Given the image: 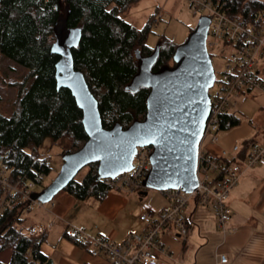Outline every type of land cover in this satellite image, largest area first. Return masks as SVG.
Returning a JSON list of instances; mask_svg holds the SVG:
<instances>
[{
  "label": "trees",
  "instance_id": "obj_1",
  "mask_svg": "<svg viewBox=\"0 0 264 264\" xmlns=\"http://www.w3.org/2000/svg\"><path fill=\"white\" fill-rule=\"evenodd\" d=\"M138 1L0 0V56L27 72L16 108L9 116L0 113V168L9 170L12 176L22 170L30 179L31 166L49 175L50 161L37 154L46 140L54 146L68 142L61 157L78 151L87 140L82 112L70 91L57 89L59 57L51 53V46L61 8L67 11V28L80 29V41L71 50L73 64L82 72L97 101L102 127L110 129L118 122L126 128L134 120L145 117L149 89L143 87L130 92L127 86L137 73L136 53L146 57L155 49L147 45L153 19L137 29L120 17ZM220 1L226 3L232 14L250 23L264 11V3L259 0ZM158 43V57L152 71L162 65H173L176 45L164 38ZM222 122L220 130L235 127L240 121L233 114H225ZM40 161L47 163L41 165ZM84 169L82 179L74 178L63 192L78 202L102 201L112 190L97 180L98 164L91 163ZM26 210L29 208L24 204L1 215L0 255L10 251L7 264H35L26 259L27 250L32 249L34 260L46 264L48 259L40 252V246L46 241L47 233L33 226H21L24 222L21 215ZM70 240L80 246L87 245ZM0 264L5 263L0 260Z\"/></svg>",
  "mask_w": 264,
  "mask_h": 264
},
{
  "label": "built area",
  "instance_id": "obj_2",
  "mask_svg": "<svg viewBox=\"0 0 264 264\" xmlns=\"http://www.w3.org/2000/svg\"><path fill=\"white\" fill-rule=\"evenodd\" d=\"M188 3L191 11L206 13L205 17L210 19L207 50L211 56L217 52L225 61L221 79L216 80V76L214 79L213 86L217 84L218 89L213 95L209 94L210 112L200 142L208 139L210 144L217 145L224 115L238 106L243 95L253 92L264 94V14L257 15L259 18L250 23L232 14L226 3L220 0H188ZM150 154V147L138 148L129 172L102 179V182L117 192L144 191L142 182L150 170ZM39 163L45 165L47 162ZM258 165L264 167V132L258 141L246 142L241 147L233 146L230 154L220 149L217 156H213L199 147L196 189L192 193L180 189L162 192L167 200L163 208L142 202L138 216L144 226L142 232L129 233L116 243L103 237L91 238L84 230L67 224L65 236L90 246L88 254L92 260L105 258L107 264H165L160 260L166 252L160 236L164 230H171L179 237L187 234L189 218L186 210L190 203L209 207L216 228L223 235L233 232L228 228L231 219L227 204L229 195L242 176ZM29 170L31 179L22 170L12 176L9 170L0 168V222L3 212L12 211L19 205L43 208V204L33 201L31 196L37 188H43L48 175L33 166ZM33 254V250L28 249L26 259L39 264ZM92 260L82 264H93ZM219 262L226 263V256L220 255Z\"/></svg>",
  "mask_w": 264,
  "mask_h": 264
},
{
  "label": "water",
  "instance_id": "obj_3",
  "mask_svg": "<svg viewBox=\"0 0 264 264\" xmlns=\"http://www.w3.org/2000/svg\"><path fill=\"white\" fill-rule=\"evenodd\" d=\"M66 9L54 26L51 53L57 55V89L70 91L82 112L87 140L76 152L64 154L53 181L33 201L46 204L91 163L98 164L97 180L115 178L129 172L138 148L150 147V170L142 182L144 191L180 189L192 193L197 187V158L210 112L209 89L215 73L206 47L210 19L201 16L186 40L175 47L173 65L152 71L159 52L158 43L146 57L136 53L137 73L127 86L130 92L148 88L146 115L123 128L115 123L102 127L98 104L85 78L74 68L71 50L81 38L80 29L66 26ZM143 196L146 192L140 193ZM46 264H52L48 260Z\"/></svg>",
  "mask_w": 264,
  "mask_h": 264
},
{
  "label": "crops",
  "instance_id": "obj_4",
  "mask_svg": "<svg viewBox=\"0 0 264 264\" xmlns=\"http://www.w3.org/2000/svg\"><path fill=\"white\" fill-rule=\"evenodd\" d=\"M220 146L216 145L209 153L217 156ZM227 149L230 154V149ZM125 194L108 193L102 201H98L102 224L93 226L86 220H79L77 211H73L77 201L67 193L59 192L53 204L44 211L53 226L55 223H62V226L54 232L52 241L48 240L47 235L46 241L40 246V252L52 264H82L92 260L88 254L90 246H80L64 236L66 225L70 222H74L76 228L84 230L91 238L103 237L120 242L126 233H120L117 228L118 211L125 207L128 200L133 199L130 195L133 193L129 196ZM141 196L139 193L138 202H142ZM227 204L231 210L228 228L233 232L223 235L216 228L211 209L192 203L186 210L189 222L185 236L179 237L171 230L162 232L160 242L166 252L160 256V260L165 264H220L219 256L225 255L227 262L224 264H264V167L258 165L246 172L231 191ZM105 219L110 222L108 225ZM143 229L142 225L140 231L135 233ZM198 237L204 240L200 241ZM92 262L107 264L105 258H96Z\"/></svg>",
  "mask_w": 264,
  "mask_h": 264
},
{
  "label": "rangeland",
  "instance_id": "obj_5",
  "mask_svg": "<svg viewBox=\"0 0 264 264\" xmlns=\"http://www.w3.org/2000/svg\"><path fill=\"white\" fill-rule=\"evenodd\" d=\"M264 3V0H260ZM264 14V11L261 13ZM206 13H194L189 9L188 0H139L132 5L126 12L120 14V17L127 23L133 25L137 29H142L148 21L153 19L149 34L147 37V45L155 48L159 40H169L174 45L182 44L188 34L196 27L198 20ZM211 62L216 76V80H220L224 70L225 61L217 52L212 54ZM27 72L24 68L12 63L11 61L0 56V113L9 116L16 108V102L20 85L24 83ZM218 89L215 84L209 90V94L213 95ZM239 119V125L220 130L219 144L221 149L229 151L227 148L232 149L233 146H243L244 143L257 141L260 139L259 135L264 131V94L253 92L243 95L238 101V106L230 111ZM260 135V137H261ZM67 146L68 142H61L58 146L52 145L48 139L40 147L37 154L41 158H47L50 161L51 172L46 177L43 188H37L36 193L42 191L48 186L53 179L57 176L61 165L62 157L60 153L63 146ZM216 145L209 143L208 139H204L200 144V149L203 152L213 151ZM225 147V148H224ZM219 153V152H218ZM86 170L82 169L75 177V180L80 181L85 174ZM141 192V191H140ZM140 192L122 193L112 190L110 194H125V196H133L132 200L120 211L118 217L117 228L120 233L125 232L127 236L129 233L140 231L142 224L138 219L140 213V205L142 202H147L155 208H163L167 205V200L162 192L155 190H145L146 195L142 196V202H138ZM54 198L51 202L43 204L41 207H30L21 215L24 220L21 226H33L36 230H45L48 235V240L52 241L55 237L54 232L62 226V223H55L54 226L49 227L51 220H48L47 212L44 211L48 206L53 204ZM98 201L89 199L83 202H76L77 207L74 212L77 213L79 220H86L91 225L102 224L98 214ZM192 204V203H190ZM189 204V205H190ZM191 206V205H190ZM118 212L116 214H118ZM103 220V219H102ZM106 220V219H105ZM75 226L74 222H70ZM110 222L106 220L105 224ZM130 230V232H128ZM190 234H188L189 237ZM203 241L202 237H198ZM124 239V238H123ZM122 239V240H123ZM121 240V241H122ZM192 241V240H191ZM0 260L7 264L10 260V251H5L0 255Z\"/></svg>",
  "mask_w": 264,
  "mask_h": 264
},
{
  "label": "flooded vegetation",
  "instance_id": "obj_6",
  "mask_svg": "<svg viewBox=\"0 0 264 264\" xmlns=\"http://www.w3.org/2000/svg\"><path fill=\"white\" fill-rule=\"evenodd\" d=\"M211 57V56H210Z\"/></svg>",
  "mask_w": 264,
  "mask_h": 264
}]
</instances>
